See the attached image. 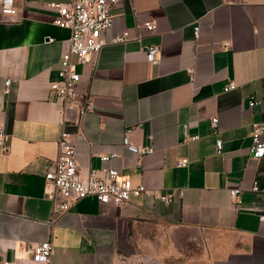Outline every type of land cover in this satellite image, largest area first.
Listing matches in <instances>:
<instances>
[{"label":"crops","instance_id":"0c3cea01","mask_svg":"<svg viewBox=\"0 0 264 264\" xmlns=\"http://www.w3.org/2000/svg\"><path fill=\"white\" fill-rule=\"evenodd\" d=\"M52 1L69 0H15L18 16L0 8V128L9 144L0 148V264H33L17 257L24 244L48 239L51 264H264V157L250 159L252 123L264 120V0H119L114 27L102 33L108 43L78 65V90L91 92L94 111L69 113L63 126L51 83L62 80L71 31L55 23ZM126 30L127 41L111 43ZM155 44L158 65L145 54ZM230 81L236 89H226ZM63 127L83 171L117 152L113 164L133 186L173 200L132 195L116 206L88 196L52 223L44 174ZM127 128L154 152L141 160L128 152ZM238 187L240 205L230 196Z\"/></svg>","mask_w":264,"mask_h":264},{"label":"built area","instance_id":"2783aa9c","mask_svg":"<svg viewBox=\"0 0 264 264\" xmlns=\"http://www.w3.org/2000/svg\"><path fill=\"white\" fill-rule=\"evenodd\" d=\"M119 0H69L68 2L52 1L49 5L56 9L57 18L55 23L71 31L69 50L62 56V68L60 75L61 81L51 83V90L62 98V126L64 125L69 113H75L81 117L94 111V98L90 91L81 92L78 90V83L81 74L78 65L87 63L93 54H99L103 47L108 43L102 37V33L110 30L115 25V15L113 7ZM0 8L4 15L18 16L19 10L15 0H0ZM144 25L148 30L154 31L156 24L152 20H147ZM195 34L199 35V27L195 28ZM131 37L129 30L122 34L115 35L111 43H124ZM230 42L224 43L227 49ZM146 59L154 65L160 62L161 45H150L145 48ZM77 56V61L72 57ZM11 80L6 81L8 90ZM237 84L230 81L226 89L234 90ZM259 101L252 96L249 106L253 109ZM211 124L214 128L218 127L219 119L217 116L212 118ZM133 128H127L123 139L124 148L133 155H137L139 160L147 154L154 152L153 146H139L131 138ZM252 146L250 151L251 160H259L264 157V120L252 123ZM191 138L186 137V141ZM59 155L51 162L45 171V180L52 189L48 191V196L52 201V223L56 222L61 216L83 198L92 196L97 198L100 204H114L123 206L132 195L142 196L153 194L160 200L170 203L174 195L162 194L159 190L148 189L144 185L133 186L129 176L114 166V160L121 158L117 152L99 155L101 160L100 167H91L83 171L79 165L77 157V146L70 133L63 127L58 139ZM217 152L221 153L223 140H217ZM0 148L4 153L9 151V144L5 129L0 128ZM178 165L188 167L187 160H179ZM252 189L261 190L259 182L254 181ZM176 193L182 194L181 191ZM242 188L230 190V196L234 204H241ZM259 220L264 222V212L259 214ZM54 254V244L48 239L37 246L24 244V248L19 258L31 257L33 264H51ZM2 264H8L4 262Z\"/></svg>","mask_w":264,"mask_h":264}]
</instances>
